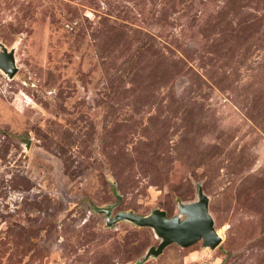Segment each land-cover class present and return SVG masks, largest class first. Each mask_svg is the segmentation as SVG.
Instances as JSON below:
<instances>
[{"label": "rangeland", "instance_id": "rangeland-1", "mask_svg": "<svg viewBox=\"0 0 264 264\" xmlns=\"http://www.w3.org/2000/svg\"><path fill=\"white\" fill-rule=\"evenodd\" d=\"M0 264H264V0H0ZM209 196L220 243L103 207ZM184 217V216H183Z\"/></svg>", "mask_w": 264, "mask_h": 264}, {"label": "water", "instance_id": "water-1", "mask_svg": "<svg viewBox=\"0 0 264 264\" xmlns=\"http://www.w3.org/2000/svg\"><path fill=\"white\" fill-rule=\"evenodd\" d=\"M0 68L10 78L14 77L19 69L15 50H9L2 42H0ZM178 207L179 214L174 216H169L167 211L161 208H155L145 215L123 210L114 217L111 207H103L100 210L106 212L109 225L120 220H129L136 225L153 229L160 242L157 246H150L140 262L159 255L172 243L187 247L202 241L204 246L212 248L220 243L221 236L215 228L214 218L209 211V196L201 187L198 190V199L189 202L180 201Z\"/></svg>", "mask_w": 264, "mask_h": 264}]
</instances>
